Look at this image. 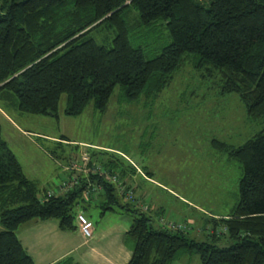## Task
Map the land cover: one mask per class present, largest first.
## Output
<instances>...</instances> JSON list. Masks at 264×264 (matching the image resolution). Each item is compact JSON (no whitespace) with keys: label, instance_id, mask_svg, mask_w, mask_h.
<instances>
[{"label":"trees","instance_id":"trees-1","mask_svg":"<svg viewBox=\"0 0 264 264\" xmlns=\"http://www.w3.org/2000/svg\"><path fill=\"white\" fill-rule=\"evenodd\" d=\"M159 21L171 42L148 58L132 45L130 33ZM101 29L115 32L111 48L93 36ZM186 52L196 55L202 76L218 80L222 94L240 95L250 119L264 121V0H0V92L11 90L28 113L57 115L65 92L68 115L81 114L92 98L105 111L118 84L127 100H151ZM213 146L243 168L239 202L221 219L228 246L192 239L181 223L158 218L156 226L135 187L118 186L99 172L63 195L42 194L0 125V264H35L17 235L30 219L55 218L62 229H76L73 206L87 190L94 199L93 181L102 186V215L120 209L133 217L125 235L133 251L128 264H172L192 251L200 264H264V127L241 145L214 139ZM108 162L112 173H126L127 166ZM54 264L75 263L70 256Z\"/></svg>","mask_w":264,"mask_h":264},{"label":"rangeland","instance_id":"rangeland-1","mask_svg":"<svg viewBox=\"0 0 264 264\" xmlns=\"http://www.w3.org/2000/svg\"><path fill=\"white\" fill-rule=\"evenodd\" d=\"M93 36L100 44L113 46L114 31L101 29ZM130 40L151 58L171 42V37L165 22L159 21L150 29L136 27ZM195 56L184 53L172 80L151 100L143 96L127 100L123 86L116 85L105 111L96 109L92 98L81 114L68 115L69 94L65 92L57 115L32 114L20 110L17 96L4 90L0 92L2 135L24 173L39 182L42 192L52 189L57 195L62 189L68 191L65 185L58 189L63 180L68 181L70 189L80 181L70 179L79 175L71 165L92 164V172L96 167L108 172V161L114 160L130 169L129 162L118 154L119 150L126 152L141 168L155 169L162 180L158 187L148 186L153 204L146 201L152 205L146 213L153 216L156 226L158 218L163 223H181L192 239L228 246L231 242L225 237L221 219L232 214L239 202L243 168L236 159L217 151L213 140L241 145L264 127V121L249 118L239 94H222L217 79L202 76L195 66ZM84 154L89 156L87 160ZM144 170L140 169L149 178ZM101 174L116 182L110 175ZM104 200H89L83 194L73 211L82 210L96 224L103 223L100 205ZM116 216L118 213H108L107 219ZM213 219L219 224L215 225ZM214 227L218 238L212 234ZM200 263L199 253L192 251L172 264Z\"/></svg>","mask_w":264,"mask_h":264},{"label":"crops","instance_id":"crops-1","mask_svg":"<svg viewBox=\"0 0 264 264\" xmlns=\"http://www.w3.org/2000/svg\"><path fill=\"white\" fill-rule=\"evenodd\" d=\"M119 151V154L121 153L120 156H124L125 160L136 166V173L131 171V169H128V167L127 170L125 169L126 173L123 174L118 171L112 173V169H109L108 172H104L99 167H96L95 172H92L89 170L92 168V164L87 165L86 167L71 165L70 168L72 171L77 172L79 175H75L70 179L78 181L80 178L81 180L82 177L80 176L82 173H86V171L88 172L85 174L84 178H87L88 180H91L89 177L91 173L101 172L108 174L113 180L116 182L118 181V186L126 187L132 185L135 187L134 195H142V200L144 198V204L146 200H148L150 204H153V197L150 199L148 186H159L158 184L162 180L159 179L160 176H158L157 171L145 166H142L141 168V166L138 165L128 153L122 152L121 150ZM144 168L147 170H144ZM140 169L141 171L144 170L149 178L143 176ZM65 170H68L67 166L65 167ZM38 183L39 182L37 181V184ZM66 183H68L67 180H63L60 183L62 185L58 187L59 191H61L63 185ZM54 186H56V184ZM93 187V192L95 191L93 200L96 198L97 200L99 198L101 199L102 186L93 181ZM66 188H68V186ZM66 192L67 191L62 189L59 195H63ZM42 193L56 194L52 189H44ZM188 202L193 203V201L189 200ZM145 207L149 210V208H152V205H146ZM116 211L117 210H108L103 215L101 214L103 223L100 222V224H96V222L90 219L94 222V228L93 235L89 239L85 238L82 234L77 220L76 224L78 227L76 229L64 230L60 227L59 221L55 218L30 219L17 228V235L26 251L34 259L35 264H54L70 256L73 258L75 264H128L133 251L132 246L126 243L125 235L130 229L133 219L130 214L123 210L119 212ZM79 212H82V210H79ZM108 213H118L119 216L108 220ZM128 215L131 216V218Z\"/></svg>","mask_w":264,"mask_h":264},{"label":"built area","instance_id":"built-area-1","mask_svg":"<svg viewBox=\"0 0 264 264\" xmlns=\"http://www.w3.org/2000/svg\"><path fill=\"white\" fill-rule=\"evenodd\" d=\"M89 158V156L87 154H84V159L87 160ZM77 182V180H75ZM79 182H77L76 184H78ZM65 186L67 187L68 185L65 184ZM90 187L92 186V184L89 185ZM68 190H70V186H68L67 188ZM52 193H49V196H51ZM85 196L89 197L90 196V190H87L85 192ZM77 221L79 224V228L82 232V234L84 235L85 238H91L93 235V228H94V222L92 220H90L83 212H79L77 215Z\"/></svg>","mask_w":264,"mask_h":264}]
</instances>
